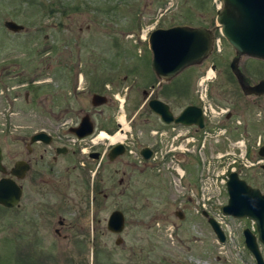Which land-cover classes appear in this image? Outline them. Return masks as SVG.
<instances>
[{"label":"rangeland","instance_id":"374dc122","mask_svg":"<svg viewBox=\"0 0 264 264\" xmlns=\"http://www.w3.org/2000/svg\"><path fill=\"white\" fill-rule=\"evenodd\" d=\"M220 4V0H0V68L11 69L9 64H17L15 70H21L28 82L29 107L35 108L40 99L43 115H48V108H90L89 77L105 75L107 84L102 93L107 101L96 104L104 112L103 127L111 135L121 125L127 143L129 131L140 128L136 148L164 138L152 133L159 121L143 103L142 89L148 90V83L156 80L148 63V31L172 24L213 29L215 8ZM4 19L21 23L23 28L9 30L3 26ZM234 55L217 28L207 56L167 79L171 81L167 82L166 96L164 86L154 87L150 94L167 101L176 111L181 108L175 103L177 99L191 103L199 100L198 82L210 70L213 75L203 82L206 100L213 107L229 111L227 116L224 113L207 121L211 126L224 127L221 136H206L200 152L184 155L185 161L179 164L185 172L180 185L173 183L177 179L172 180V168L165 163L138 162L134 158L135 170L122 183L117 182L122 165L117 160L107 163L103 201L100 194L92 200L86 196L84 204L76 186L70 213L62 206L27 210L22 193L17 205H0V264H255L241 236L242 228L252 224L248 218L223 214L225 237L217 241L198 213L194 198L181 200L184 193L180 194L189 187L197 189L201 158L205 164L209 154L232 146L238 152L234 140L244 136L251 142L259 136L264 139V103L251 94H234L238 85L229 68ZM236 64L249 82L264 78V59L240 55ZM71 68L84 69L88 76L73 86ZM180 86L185 89V97L175 93ZM20 106L19 99L13 107L0 103L1 163L6 168L21 154L16 136L23 125ZM11 110L17 112L13 121L8 118ZM27 124L30 129L45 122L29 118ZM108 137L104 138L109 143ZM124 168L129 169L127 165ZM251 169L243 168L238 175L251 179ZM224 196L225 191L221 201ZM113 208L124 214V226L118 233L105 228L107 214ZM175 209L181 211V218L175 215ZM59 215L64 216L61 227L57 225ZM54 228H59L58 235Z\"/></svg>","mask_w":264,"mask_h":264},{"label":"flooded vegetation","instance_id":"af4514ba","mask_svg":"<svg viewBox=\"0 0 264 264\" xmlns=\"http://www.w3.org/2000/svg\"><path fill=\"white\" fill-rule=\"evenodd\" d=\"M211 27L213 28L212 35L214 37L215 31H217L218 27L216 26L215 22ZM22 28L23 26H21V28H19L18 30ZM12 31H17V30H12ZM148 63L150 66V58L148 60ZM9 65L11 69H7L4 67L0 68V84H1L0 86L2 89L0 90V103L4 104L5 106L12 105L13 107L17 99H19L21 106H20V112H18V114H19V118H21V122L23 123V125L21 126L22 127L21 133L16 135L20 139L21 154L19 157L14 158L11 164L7 168L5 167V171L3 172L2 175L12 177L15 180V182L16 179L20 180V183L17 182L16 183L19 185L21 190L20 196L22 195V193L25 194V206L27 210L31 208L39 209V210L40 208L51 209L53 207L54 209H57L59 206H62L63 207L62 210L64 212L66 211V213H70L72 211L70 201L72 199V194H74L76 186H78L77 195L79 196V198L82 199V201L84 200V204L87 198L86 196H89V199L92 200L93 199L92 197L95 198L100 194L101 199L103 201L106 197V193L103 192V189L107 187L106 166L109 161L117 160L122 165L121 167L122 176L118 178L117 180L118 183H122L124 178L125 180H127L128 177L134 172L136 161L156 162V159L152 158L153 153L159 149L161 143L164 141L160 143L157 139L156 140L154 139L152 140L151 143L148 144L142 143L135 148V144L137 143L136 141L139 140V137L142 134V130H140V128L135 127L133 131H129L128 133L130 139L128 140V143H131L129 147L128 143L125 141L127 140V134L125 133L126 130L123 129L121 125H118L117 129L111 134V136L117 133L119 137L109 142L110 143L109 144L104 138L105 136L107 137V135L99 134V131L106 132L103 127L105 126V124L102 121V118L104 117L103 116L104 112L102 109H97L96 105H93L90 99H89V102L91 104L90 108H85V106L83 105L77 106L75 110L68 109L66 106L61 107L60 110L58 111H54L48 108L46 109L48 115L42 114L44 111L42 108H40L42 107V101L40 99H37L35 102L36 103L35 108H37V110L35 108L29 107L30 101L28 99V89H27L28 82L23 77L22 72H20L21 70L19 71L15 70L17 65L16 63H12ZM72 71H73V75H72L73 86H75L76 83L80 82L84 76H88L85 73L84 69L71 68V72ZM231 75L234 81L238 85V86L236 85L238 88L234 90V94L236 96L251 94L253 97H255L256 100L259 99L260 102L264 103V93L252 94L243 91L238 83V79L235 76V74L232 73ZM240 78L243 82L252 83L245 79L242 72ZM89 79H90L89 88L91 91L90 97L92 93L103 94L102 92L106 89L105 86L107 84V78L105 77V75L89 77ZM170 81L171 80H167V79H164V81L159 80L156 77V80H154L153 82H149L148 83L149 89L148 90L142 89V94L145 97L143 103L146 104L147 98L152 96L150 94L153 91L154 87L160 88L164 86L165 88H167L169 86L167 82ZM18 96H20V98H18ZM106 101H107V97H106ZM166 103L168 104L167 101ZM262 106L264 107V104H262ZM146 108H147L146 111H148L150 115H154L159 121V126L156 128L167 127L170 123L192 126L194 129L197 128V125L195 124H182L179 122L163 123L159 120L158 116L148 108L147 105ZM169 109L171 110L172 114L175 115V113L180 108L175 111L169 106ZM15 111L16 110L9 111L10 113L9 114L10 116L8 117L9 120L13 121L12 119H14L17 114V112ZM35 111L39 113L37 114ZM83 116L88 117L90 121L91 130L87 134H84L79 137L74 132H72L70 128L77 125ZM29 118L30 119L37 118V120L43 121L45 122V124L33 126L32 128L28 129L29 125L27 124V122ZM143 121L146 122L148 120L145 117ZM118 124L121 123L118 122ZM99 129H103V130H99ZM149 129L150 128H148L146 133L150 132ZM40 132L42 133L41 136L38 135V133ZM115 143H121L122 151L118 154L113 155L112 157H109L108 155L109 149ZM244 143H245L246 156L248 157L249 161L248 163L245 164H240V163L236 164V167L235 169H233V171H236L237 174H239V172L243 168L251 166L252 168L251 175L253 176V178L251 179H245L243 177L242 178L245 180V182L248 185L256 187L261 194H264V153L263 154L258 153L259 147L262 144H264V139H262L261 136H259L258 144H256L255 140H252L251 142L248 140L247 136H244ZM82 146H84V148H82ZM142 146H146L149 149L150 154L148 158H143L141 156L140 149ZM80 151L82 153H79ZM186 154L187 152L179 154L182 156V160L179 161V164L182 163V161L183 162L185 161L184 155ZM129 158H131V161ZM134 158L136 161L134 160ZM16 160H20V165L23 167V169L21 170L20 177H16L13 174H10L9 172ZM163 161L164 162L166 161V157L164 158ZM125 165L128 166L129 169H126L128 171L125 170L124 168ZM184 173L185 172L183 169V175L181 179L183 178ZM223 191H225V187H222L219 193V198L223 197ZM183 195L184 196L183 198L181 197V200H183L184 198L186 200L192 198L188 196L187 190H185ZM225 198L226 196H224V200ZM222 203L219 204L218 206L219 209ZM175 210H179V209H175ZM202 210L206 211L208 215L211 214L210 210L200 209L198 211L200 215ZM218 215L219 218L216 220L221 226V222H222L221 216L223 214L219 212ZM248 219L252 223L251 226L248 228L251 230L253 234H255L254 222L250 218ZM64 223H65L64 216L59 215L57 219L58 227L63 226ZM54 232L58 235L59 228H54ZM241 236H242V232H241ZM242 242L244 247L246 248L243 241V236H242ZM256 245L261 255L263 256V245L257 239H256ZM246 250L250 253V251L247 248ZM250 255L254 260L251 253Z\"/></svg>","mask_w":264,"mask_h":264},{"label":"water","instance_id":"95a60500","mask_svg":"<svg viewBox=\"0 0 264 264\" xmlns=\"http://www.w3.org/2000/svg\"><path fill=\"white\" fill-rule=\"evenodd\" d=\"M221 5L215 8V24L220 34L234 49L235 55L229 61V68L238 79L241 89L247 93H264V78L255 82H243L236 59L240 55L264 59V0H220ZM3 26L10 30H18L21 24L11 19H5ZM212 29L203 25L172 24L166 27L157 26L147 33V46L150 50V68L159 80L172 77L184 67L199 63L212 49ZM90 101L93 105L106 101L103 94L92 93ZM146 105L155 113L163 123L179 122L182 124L203 125L200 107L194 103L183 105L175 115L172 114L166 102L158 97L147 98ZM228 114H226L227 116ZM77 136L90 132V121L83 116L79 123L70 128ZM41 132L38 133L41 136ZM37 137V136H36ZM122 151L121 143H115L109 149L108 155L112 157ZM259 154L264 153V144L258 149ZM140 154L148 158L150 151L142 146ZM23 167L20 160H16L10 169V174L21 176ZM5 167L1 163L0 172ZM226 200L220 210L224 215L233 217H248L254 222L255 234L248 227L241 232L246 248L252 254L256 264H264V194L256 187L248 185L236 171H229L225 180ZM21 190L19 185L10 176H0V205L11 207L18 204ZM175 215L181 218L180 210ZM205 218L217 241L224 240V233L218 221L202 210ZM124 226V215L118 208H113L107 214L105 228L118 233ZM256 239L263 245V256L256 245ZM120 237H115L118 243Z\"/></svg>","mask_w":264,"mask_h":264},{"label":"built area","instance_id":"2783aa9c","mask_svg":"<svg viewBox=\"0 0 264 264\" xmlns=\"http://www.w3.org/2000/svg\"><path fill=\"white\" fill-rule=\"evenodd\" d=\"M209 76H203L198 82L196 89L198 99L200 101L201 113L203 116V126L201 128L194 129L192 126L180 125L177 123H170L167 127L155 128L152 133L158 134L159 137H164L158 140L161 146L157 151L153 153V157L159 163H165L167 166L172 168L174 178L177 182L174 184L180 185L181 177L183 175V169L179 166V161L182 160L180 153L184 152H200L201 147L204 145V139L206 136L218 137L219 134L225 132L224 127L211 126L207 121L212 120L215 116L219 117L228 111L227 108L213 107L212 103L206 100V86L203 85L204 80L206 81ZM120 117V116H119ZM219 122V121H218ZM101 131H99L100 134ZM234 140L235 145L238 146V152L233 149V146L222 152L215 154H209L202 163V173L198 176L197 189L192 187L188 188L187 194L189 197L195 199V203L199 205V209L210 210L211 215L218 219V213L220 211L219 204L222 201L219 198V193L224 187L226 173L228 170H233L236 164L248 163V157L245 152L244 137ZM258 144V138L255 141ZM179 155V156H178ZM166 161L164 162V158ZM182 191L180 194L184 193ZM217 207V208H216Z\"/></svg>","mask_w":264,"mask_h":264},{"label":"trees","instance_id":"16d2710c","mask_svg":"<svg viewBox=\"0 0 264 264\" xmlns=\"http://www.w3.org/2000/svg\"><path fill=\"white\" fill-rule=\"evenodd\" d=\"M163 88V87H162ZM164 89V95L166 96L167 95V88H163ZM184 88L183 87H178L176 90H175V93L177 94V95H184V97H185V93H184ZM174 92V90H172L171 91V93H173ZM183 99V98H182ZM175 103L177 104V106H182V105H185L186 103H191V101L190 102H182L181 100H175ZM17 262H18V260H17Z\"/></svg>","mask_w":264,"mask_h":264},{"label":"bare ground","instance_id":"6f19581e","mask_svg":"<svg viewBox=\"0 0 264 264\" xmlns=\"http://www.w3.org/2000/svg\"><path fill=\"white\" fill-rule=\"evenodd\" d=\"M211 74L213 75V72L209 70V72H208L205 76H210ZM122 118H123V117L120 116V119L123 121ZM122 123H124V122H122ZM122 128H123V127H122ZM100 135H107V136H109V134H107V133L104 132V131H101V132H100ZM109 137H110V140L112 141V140L116 139L117 137H119V135H117V133H116V134H114V135H112V136L110 135ZM109 137H108V138H109Z\"/></svg>","mask_w":264,"mask_h":264}]
</instances>
